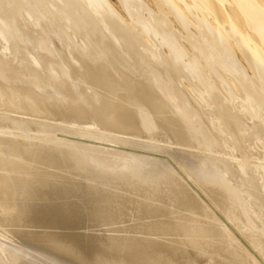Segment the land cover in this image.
I'll list each match as a JSON object with an SVG mask.
<instances>
[{
    "label": "bare ground",
    "instance_id": "6f19581e",
    "mask_svg": "<svg viewBox=\"0 0 264 264\" xmlns=\"http://www.w3.org/2000/svg\"><path fill=\"white\" fill-rule=\"evenodd\" d=\"M117 1L0 0V264H258L264 0Z\"/></svg>",
    "mask_w": 264,
    "mask_h": 264
},
{
    "label": "rangeland",
    "instance_id": "374dc122",
    "mask_svg": "<svg viewBox=\"0 0 264 264\" xmlns=\"http://www.w3.org/2000/svg\"><path fill=\"white\" fill-rule=\"evenodd\" d=\"M118 2H119V1L116 0V3H117V5H118V7H119V12H120L121 14L124 15V13H122V12L120 11L122 7H121V5L118 4ZM170 15H171V16H169V17H170L171 21L173 20L172 22L175 24V25L173 24V26H174V27H175V26H178V27L180 28V26H179L180 24H179L178 20H177L175 17H173L172 14H170ZM191 16H192V15H191ZM173 18H174V19H173ZM191 18H192V17H191ZM192 19H194V18H192ZM175 20H176L177 23L175 22ZM178 27H177V29H179ZM3 28H5V27H3ZM4 30H5V29H4ZM77 38H78V37H77ZM1 40H2V39H1ZM77 40H78V39H77ZM1 42L4 43V41H1ZM2 43H1V44H2ZM2 45H3V44H2ZM4 45H5V44H4ZM4 45H3V46H4ZM1 48H2V46H1ZM243 64H245V66L248 68V66H247V64H246L245 62H244ZM248 70H249V69H248ZM249 71H250V70H249ZM184 82H185V83H184ZM184 82H183V85H184V84L187 85V84H186L187 82H186V81H184ZM180 84H182V81L180 82ZM183 85H182V86H183ZM184 87H185V86H183L182 88H184ZM247 141H248V143H250L249 140H247ZM248 143L246 142V145H248ZM262 143H263V146H264V138H263ZM251 148H252V146H251ZM260 148H261V146H260ZM260 148H259V147H258V148H254L253 152L255 153V151L260 150ZM263 148H264V147H263ZM261 150H262V149H261ZM257 152H258V151H257ZM262 152L264 153V149H263ZM263 153H262V154H263ZM235 154H236V153H235ZM241 156H242V155H241ZM236 157H237V156H236ZM236 157L233 156V159L235 160ZM239 157H240V155H239ZM242 158H243L244 160H246L247 157H244V155H243ZM242 158L240 157V159H242ZM240 159H239V160H240ZM243 159H242V160H243ZM236 160H238V157H237ZM261 162H262V161H259L257 164L262 165V163H264V162H262V163H261ZM263 165H264V164H263ZM181 173H183V172H180V174H181ZM183 175H184V174H181V175H180V176L183 178V180H184V181H188V179L186 178L187 176L185 177V175H184V176H183ZM184 177H185L186 179H185ZM189 181H190V180H189ZM1 228H2V227H1ZM1 228H0V229H1ZM1 230H2V231H1ZM1 230H0V233H1V232L3 233L4 231H6V230H3V229H1ZM96 231H97L98 233H100V232H99L100 230H96ZM5 233H6V232H5ZM8 233H9V232L7 231V234H6V235H7L8 239H11V237H12V239H15V240H16L17 237H16V238H14V236H11V237H10V235H12V234L9 233V234H10V235H9ZM1 235H2L1 238H3V236H4L5 234H1ZM5 237H6V236H5ZM5 237H4V238H5ZM4 240H5V239H3V240L1 239V243H5V242H2V241H4ZM5 241H6V240H5ZM17 241H21V240L18 238ZM21 242H22V241H21ZM0 252H1V250H0ZM1 253L3 254V252H1ZM251 253H253V252H251ZM255 253H256V252H255ZM5 254H6V253H4V255H5ZM253 255H255V254L253 253ZM257 255H258V254H257ZM5 256H6V255H5ZM257 260H259V261H257ZM261 260H262V261H261ZM261 260H260L259 258L256 259V261L258 262V264H264V259L262 258ZM259 262H260V263H259ZM32 264H33V263H32Z\"/></svg>",
    "mask_w": 264,
    "mask_h": 264
}]
</instances>
